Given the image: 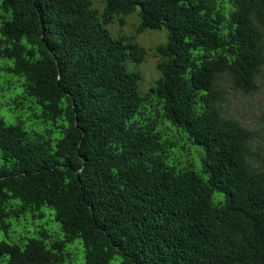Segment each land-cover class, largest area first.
I'll use <instances>...</instances> for the list:
<instances>
[{"label": "trees", "instance_id": "trees-1", "mask_svg": "<svg viewBox=\"0 0 264 264\" xmlns=\"http://www.w3.org/2000/svg\"><path fill=\"white\" fill-rule=\"evenodd\" d=\"M135 8L136 32H167L144 95L125 68L143 50L103 28ZM263 32L264 0H105L100 16L90 0H0V59L36 120L0 117V230L46 207L62 235L1 241L0 264H64L74 239L83 264H264V153L223 116L220 85L256 91ZM165 121L202 149L199 173L167 164L157 127L181 134Z\"/></svg>", "mask_w": 264, "mask_h": 264}, {"label": "rangeland", "instance_id": "rangeland-1", "mask_svg": "<svg viewBox=\"0 0 264 264\" xmlns=\"http://www.w3.org/2000/svg\"><path fill=\"white\" fill-rule=\"evenodd\" d=\"M104 2L105 0H90V8L100 16ZM98 20L100 21L99 17ZM138 24V9L135 8L129 14L114 16L103 28L111 38L120 39L124 44H135L143 50L141 61L134 63L127 60L125 68L128 72L138 74L137 91L139 95H144L151 90L154 82L160 76L155 69L158 61L156 47L165 44L167 32L163 28L159 31L136 32ZM262 36L264 47V32ZM8 67H11V61L0 59V117L6 125L13 124L18 120L23 121L26 130H30V126H33L36 120L28 117L30 113L27 105H22L19 109L18 104L13 101L22 92L23 78L14 77L4 72ZM254 84L256 91L249 96H242L231 90L226 79L221 81L220 85L224 91L221 107L225 118L235 120L253 133L249 150L251 153L262 155V152L264 153V66L259 69ZM153 116L154 114L149 115V117ZM165 124L173 132L181 134L180 140H173L171 136L162 132L159 126L157 127V132L160 133L162 140L173 143V147L167 148L169 153L167 164L177 169H190L199 173L203 158L202 149L194 145L183 132L167 121ZM37 132L41 133V130H37ZM173 148L179 149V152ZM217 198L222 199V196L213 194L211 202L215 203ZM6 224L7 228L4 231L0 230V242L21 245L26 239L33 238L42 240L45 245H48L49 242L62 237L58 225L53 221L52 211L46 207L28 210L18 219L7 220ZM64 252V264H83V248L79 239H74L67 244ZM110 264H118L117 257L111 260Z\"/></svg>", "mask_w": 264, "mask_h": 264}]
</instances>
